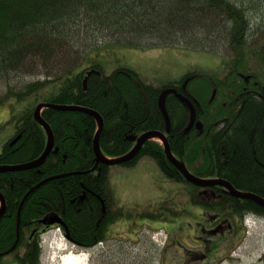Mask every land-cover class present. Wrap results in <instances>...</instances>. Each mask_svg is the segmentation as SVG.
<instances>
[{"label":"trees","instance_id":"trees-1","mask_svg":"<svg viewBox=\"0 0 264 264\" xmlns=\"http://www.w3.org/2000/svg\"><path fill=\"white\" fill-rule=\"evenodd\" d=\"M82 31L86 42L93 44L82 52L74 50L73 66L66 64L64 74L28 85L24 91L11 90L0 100V105L12 98L32 100L15 124L20 140L14 147L10 141L4 146L0 166L25 164L44 153L45 132L33 116L39 104L96 112L104 124L99 136L103 157H123L134 146L128 137L139 138L151 131L166 134L158 102L164 89L175 88L190 99L203 129L185 134L190 112L174 96L167 97L171 128L166 137L174 157L196 177L224 180L264 200V168L259 166H264V0H0V77L22 70L26 61L56 57L62 45ZM107 39L231 57L222 79L193 72L159 88L146 84L134 71L117 69L106 76L91 75L84 91L87 72L99 70V65L77 70L88 54L103 48L99 43L108 44ZM42 118L55 141L46 162L38 169L0 174V193L6 200L0 218V261L13 254L16 264H41L40 237L48 228L40 221L49 214L60 217L63 233L78 248L89 250L105 242L107 227L119 218L108 187L113 168L133 169L142 159H151L166 178L189 185L157 140L146 142L127 164H100L91 172L96 120L83 112L53 109L44 110ZM212 189L219 192L221 188ZM188 201L209 202L196 196ZM208 208L264 219V208L229 196L211 201Z\"/></svg>","mask_w":264,"mask_h":264},{"label":"rangeland","instance_id":"rangeland-1","mask_svg":"<svg viewBox=\"0 0 264 264\" xmlns=\"http://www.w3.org/2000/svg\"><path fill=\"white\" fill-rule=\"evenodd\" d=\"M86 41V34L79 32L71 43L62 45L64 55H70L71 60L75 56L74 50L82 52L93 44ZM109 41L106 40L107 45L99 43L98 46L103 48L88 54L77 71L94 64H99L104 75H110L117 69H128L136 72L146 84L160 88L169 83H178L193 72L222 79L227 74L228 57H231L229 53L212 54L179 47L134 46ZM64 55H61L60 61L56 57L46 62L40 59L26 61L22 70L0 77V100L8 97L11 90L19 92L28 85L64 73L68 66L63 62ZM31 103L32 100L17 102L12 98L0 105V154L15 135V121ZM157 141L161 144L159 139ZM145 160L154 164L157 174L147 173L151 171L150 168L136 174V169L120 168V172H124L120 174L114 173L116 169H111L109 183L114 198L113 210L119 212V218L107 227L106 241L93 249L82 250L53 229L40 237L41 264H60V258L67 251L83 256L87 264H163L166 258L163 252H168V259L172 262L166 264H176L182 258L177 252L181 253L184 248L190 250L182 242L187 241L186 233L196 230L195 217H191L192 208L183 190L189 187L184 188L183 184L169 180L153 160ZM259 227L248 231L249 235L242 240L238 249L240 264H264V226ZM171 230L173 246L164 249L166 232ZM188 245L195 247L190 242ZM0 264H16L14 255L3 257ZM223 264L230 263L224 261Z\"/></svg>","mask_w":264,"mask_h":264},{"label":"water","instance_id":"water-1","mask_svg":"<svg viewBox=\"0 0 264 264\" xmlns=\"http://www.w3.org/2000/svg\"><path fill=\"white\" fill-rule=\"evenodd\" d=\"M93 74H98V72L95 70H92L91 72L87 73L86 78H88L89 76H91ZM188 83H189V80H187L183 83V86H182L183 90L186 89ZM169 95L174 96L190 112V123H189L187 130H186V133L189 132L194 126L198 130H201L202 125L200 123H196L195 108H194V105L192 104V102L190 101V99H188L182 93H179L178 90H176L175 88H166L162 91V93L159 97V102H158L160 112H161L163 119L165 121L166 134H169L170 128H171L170 118H169L167 108H166V99ZM214 96H215V94H213L212 99L214 98ZM47 108L56 109V110L67 109L64 107H58V106H54L51 104H39L35 108L34 117H35L36 121L39 123V125L45 130V132L47 133V137H48V143H47L46 149H45L44 153L42 154V156L38 160H36L35 162H32L30 164H26V165H22V166H16V167H12V166L0 167V173H2V172H14V171H25V170L27 171V170L37 169L44 164L47 157L50 155V153L54 149V138H53L52 130L50 129L49 125L46 122H44V120L42 119L41 113H40V111L42 109H47ZM69 110H77V109L76 108H70ZM87 112L92 117H94V119L96 120V122L98 124V132H97V134L94 138V141H93V149H94L95 158H96L95 159L96 167L100 164H104V165L111 166V167H117V166L127 164V163L131 162L132 160H134L138 156L142 146L146 142H148L150 140L159 139L161 141L163 147H164L165 155H166L169 163L182 175V177L184 178V180L188 184L193 185V186L200 188V189L221 188L224 191L228 192L231 195V197H233V198L242 199V200H249V201L257 204L258 206L264 208V200L262 198L256 196V195L239 192L230 183H228L224 180L202 179V178L196 177L195 175L190 173L187 170V168L179 160H177L174 157V155L172 154L168 139L166 137V134H164V133L147 132L139 138L133 137L130 140L133 142H136V145L128 154L124 155L123 157H120L118 159H113V160L104 158L102 153H101L100 147H99V136H100V133L103 129V120L97 113L92 112V111H87ZM64 176H67V175H63L60 177H64ZM52 179H54V178H50L41 184L43 185L44 183H46L47 181L52 180ZM0 202H1L0 218H2V216L5 214V210H6V202L1 195H0ZM40 224L42 226H46V227H53L56 225L64 227L62 220L59 218L58 215H55V214L46 216L43 220L40 221ZM65 238L68 242L71 243V240H70V238L66 232H65Z\"/></svg>","mask_w":264,"mask_h":264},{"label":"flooded vegetation","instance_id":"flooded-vegetation-1","mask_svg":"<svg viewBox=\"0 0 264 264\" xmlns=\"http://www.w3.org/2000/svg\"><path fill=\"white\" fill-rule=\"evenodd\" d=\"M11 141H13V138L10 142ZM185 186L189 187L183 189L185 190L184 194L187 197V201L188 197L191 198L196 196L209 202L208 205H200L199 203L195 204L188 201L189 206L192 208L191 217H195L194 223L196 230L186 233L185 239L187 241L182 242L186 244L190 250L184 248L181 253L177 252L182 258L177 260L176 264H201L200 262L223 264L224 261H228L230 264H240L241 260L238 255V249L242 245L244 237L249 235V232L244 226L243 218L233 213L231 210L225 213L222 212V210L213 211L208 208L211 201L217 202V199L219 200L220 197H231V195L223 189H220L218 192L212 188H199L193 190L190 188L193 187V185H184V188ZM172 234L173 230L166 232L164 249H170V247L173 246L174 242L171 241ZM188 242L195 245V247L189 246ZM167 253L168 252H163V254L166 255L163 264L172 262V260L169 261V255Z\"/></svg>","mask_w":264,"mask_h":264},{"label":"bare ground","instance_id":"bare-ground-1","mask_svg":"<svg viewBox=\"0 0 264 264\" xmlns=\"http://www.w3.org/2000/svg\"><path fill=\"white\" fill-rule=\"evenodd\" d=\"M110 43H114V42H110ZM109 44V43H108ZM107 45V44H106ZM67 48H64V50H66ZM65 54V52L63 51V50H61V51H58L57 53H56V59L57 60H61L62 59V56L61 55H64ZM63 57H65V60L63 61L65 64L67 63V64H70V65H72L73 66V64H71V62L73 61V58H71V60H70V55H64ZM81 58V57H80ZM81 62V61H80ZM82 63H85V62H83L82 61ZM99 65V64H98ZM88 72H91V71H88ZM87 72V73H88ZM97 72H98V74L97 75H99V76H101V75H104L103 73H102V71H101V67L99 66V70H97ZM62 74H64V73H62ZM106 76V75H105ZM86 77H87V75H86ZM84 78V80H83V90L84 91H86L87 90V82H88V78L90 77H88V78ZM87 79V80H86ZM86 82V83H85ZM24 90H26V88L25 89H23V91ZM169 96H172V95H169ZM168 96V97H169ZM167 100V99H166ZM51 105H54V104H51ZM54 106H58V107H64V108H67V109H65V110H61V111H79V112H83V113H86V114H88V115H90L87 111H92V110H89V109H85V108H81V107H79V106H69V105H54ZM70 108H76L77 110H69ZM47 109H49V108H47ZM44 110H46V109H42L41 111H40V113H41V116H42V114H43V112H44ZM53 110H56V109H53ZM35 111V110H34ZM92 112H94V111H92ZM196 112V111H195ZM96 113V112H95ZM34 116V115H33ZM91 116V115H90ZM22 114L20 115V117L15 121V123L17 124L22 118ZM94 118V117H93ZM43 119V118H42ZM34 120L36 121V119H35V117H34ZM45 122V121H44ZM36 123L39 125V123L36 121ZM196 123H200V122H197V119H196ZM201 124V123H200ZM98 125V124H97ZM104 125V124H103ZM202 125V124H201ZM189 126V125H188ZM188 126L186 127V129H185V134H188L193 128H196L195 126L189 131V132H187L186 133V130H187V128H188ZM43 129V128H42ZM51 129V128H50ZM197 129V128H196ZM202 129H203V125H202ZM201 129V130H202ZM44 130V129H43ZM198 130V129H197ZM201 130H198V131H201ZM44 132H45V130H44ZM98 132V131H97ZM151 132H154V131H151ZM53 133V132H52ZM159 133H161V132H159ZM145 134V133H144ZM143 134V135H144ZM20 135H17V133H16V128H15V135H14V137H13V141L12 142H10V146H12V147H14L18 142H19V140H20ZM45 138H46V146H47V143H48V137H47V133L45 132ZM53 138H54V134H53ZM131 138H133V137H128V141H130V142H132L133 144H134V146L136 145V142H133V141H131L130 139ZM157 140V139H156ZM55 142V141H54ZM9 143V142H8ZM6 145V144H5ZM134 146H133V148H134ZM54 147H55V143H54ZM99 147H100V145H99ZM132 148V149H133ZM45 149H46V147H45ZM54 150V149H53ZM53 150H52V152H53ZM141 151V150H140ZM51 152V153H52ZM2 153V152H1ZM50 153V154H51ZM140 153V152H139ZM42 156V155H41ZM40 156V157H41ZM39 157V158H40ZM49 157V156H48ZM48 157H47V159H48ZM38 158V159H39ZM38 159H36V160H38ZM46 159V160H47ZM118 159V158H117ZM36 160H33V161H30V162H27V163H25V164H21V165H14V166H12V167H16V166H22V165H26V164H30V163H32V162H35ZM110 160H113V159H110ZM46 162V161H45ZM44 162V163H45ZM259 163V162H258ZM99 166V165H98ZM97 166V167H98ZM259 166H261L262 168H264V166L261 164V163H259ZM0 167H7V166H0ZM97 167H96V164H95V167H94V169L91 171V172H95L96 171V169H97ZM40 168V167H39ZM38 169V168H37ZM33 170V169H32ZM26 171V170H25ZM25 171H14V172H25ZM28 171V170H27ZM111 172V171H110ZM3 173H8V172H2V173H0V174H3ZM59 176H56V177H53L54 179H56V178H58ZM109 177H110V173H109ZM44 182V181H43ZM43 182H41V183H43ZM38 184V185H36V186H34L33 188H31L30 189V191L27 193V195L29 196L32 192H34L36 189H38V188H40L41 186H42V184ZM238 191V190H237ZM240 192V191H239ZM242 193H244V192H242ZM247 194H249V193H247ZM0 195L3 197V195L0 193ZM253 195V194H252ZM4 198V197H3ZM233 198V197H232ZM235 199H237V198H235ZM4 200H5V198H4ZM239 200H241L242 201V199H239ZM243 201H249V200H243ZM5 202H6V200H5ZM23 203H24V200L20 203V206H19V211L21 210V208H22V206H23ZM0 207H1V202H0ZM49 215H52V214H49ZM48 216V215H47ZM60 218V217H59ZM104 243V242H103ZM103 243H100V245L101 244H103ZM14 249H15V247H14ZM59 249H62V247H60ZM60 264H87V262H86V259L83 257V256H80V255H76V254H74V253H72L71 251H67L61 258H60Z\"/></svg>","mask_w":264,"mask_h":264},{"label":"crops","instance_id":"crops-1","mask_svg":"<svg viewBox=\"0 0 264 264\" xmlns=\"http://www.w3.org/2000/svg\"><path fill=\"white\" fill-rule=\"evenodd\" d=\"M140 168V169H139ZM145 168H150L151 169V171H149V172H147V173H153V172H155L156 174L158 173V170H157V168L154 166V164L152 163V162H150V161H148V160H145V159H142L141 161H139V163H138V165L135 167V168H133V169H136V172L134 173V174H136V173H138L140 170H143V169H145ZM114 170L116 169V171L114 172V173H116V174H120V173H124V172H120L122 169H120V168H113ZM110 177H111V172H110ZM109 177V178H110ZM108 187H109V191H110V193L112 192L111 191V185H110V183L108 182ZM111 195H112V193H111ZM112 199H113V201H114V198H113V195H112Z\"/></svg>","mask_w":264,"mask_h":264}]
</instances>
